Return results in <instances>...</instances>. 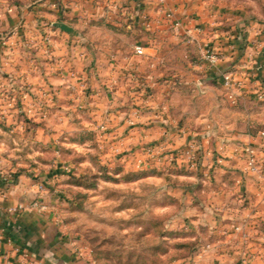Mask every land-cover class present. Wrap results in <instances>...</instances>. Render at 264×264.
I'll return each instance as SVG.
<instances>
[{"label": "crops", "instance_id": "crops-1", "mask_svg": "<svg viewBox=\"0 0 264 264\" xmlns=\"http://www.w3.org/2000/svg\"><path fill=\"white\" fill-rule=\"evenodd\" d=\"M166 11L180 23L169 21ZM187 28L197 40L216 46V67L196 58L198 41L187 39ZM136 44L143 53L135 52ZM229 70L240 76L243 88L228 104L245 122L223 128L205 123L187 131L181 116L176 120L182 86L215 88L220 99L229 100L221 85V73ZM140 80L151 99L141 104L136 124L128 126L124 117L140 101ZM26 84L34 89L26 91ZM50 85L55 91L42 95L40 88ZM9 86L14 102L35 104L29 114L36 121L61 115L59 125L64 126L73 115L70 108H76L77 127L97 133L100 156L109 163L137 168L134 159L144 144L167 140L178 149L190 140L189 133L200 135L198 166L173 173L180 179L178 218L194 231L192 254L168 264H264V198L259 192L264 142L258 136L264 125L252 126L264 123L258 120L264 99L256 94L264 90V0H0V89ZM6 94L0 93V102ZM20 109L4 114L16 117ZM101 123L107 126L104 135H98ZM35 131L53 133V127L41 125ZM120 142L125 151L113 149ZM247 142L261 148V172L244 171L236 158L218 165L207 155L213 149L231 154L235 144ZM3 164L0 206L23 202L24 207L18 213L0 208V230L11 237L4 244L9 259L0 255V264H18L15 246L30 252L24 264H92L80 252L69 251L56 230L52 203L57 194L37 190L40 181L54 184L63 168H51L37 181L29 173L6 177ZM36 197L44 209L31 205Z\"/></svg>", "mask_w": 264, "mask_h": 264}, {"label": "rangeland", "instance_id": "rangeland-1", "mask_svg": "<svg viewBox=\"0 0 264 264\" xmlns=\"http://www.w3.org/2000/svg\"><path fill=\"white\" fill-rule=\"evenodd\" d=\"M191 55L193 58L194 53ZM23 87L28 92L34 89L29 84ZM49 87L40 88L42 95L46 90L55 91L52 85ZM6 88L0 89L11 100L0 102V162H4L5 174L9 177L29 173L40 181L38 177L51 168L71 166L69 171L61 169L59 179L51 186L44 181L37 183L38 192L53 190L58 196L52 203L56 230L69 244L65 246L69 251L80 252L79 256H87L92 264H168L192 254L194 231L178 218L182 204L178 196L180 179L173 173H185L196 166H189L183 159L164 167L142 169L109 163L100 156L92 134L77 127L80 117L76 108H70L73 115L64 126L59 125L64 119L61 115L36 121L29 114L35 104L14 102L10 96L13 87ZM181 90L175 100L176 120L181 116V124L187 131L205 123L223 128L224 124L245 122L239 110L228 104L230 100L220 99L222 93L215 88L196 91L189 84ZM37 103L46 106V101ZM13 107L21 109L16 117L10 118L4 113ZM259 110L262 112L257 114L258 120H264V109ZM260 122L254 121L252 126H263ZM41 125L52 126L53 133L40 135L35 129ZM196 136L200 135H188L199 145L197 153L201 157L203 149ZM210 151L217 154L222 150ZM213 153L210 156L214 159ZM174 164L177 167H171ZM210 172L211 169L207 173Z\"/></svg>", "mask_w": 264, "mask_h": 264}, {"label": "built area", "instance_id": "built-area-1", "mask_svg": "<svg viewBox=\"0 0 264 264\" xmlns=\"http://www.w3.org/2000/svg\"><path fill=\"white\" fill-rule=\"evenodd\" d=\"M163 2L164 0H159ZM166 18L171 21L173 24L178 25L179 20L174 17L171 11L165 12ZM187 39L192 42L198 41L197 45V59L205 62L206 65L210 68L216 67L220 53L217 51L215 45L211 44L209 41L204 39L197 40L196 36L191 33V29H186ZM134 50L136 53H143V46L140 44H136L134 46ZM221 81L226 90V95L231 102H234L237 98V95L242 92V79L235 72L223 71L221 73ZM137 94L139 95L140 101L139 103L131 106L128 113L125 115L124 120L128 126L136 124L138 118L141 114V104L148 102L151 99V92L147 88L146 83L143 80H140L137 85ZM258 99H264V90L256 91ZM6 101L11 102L9 97L6 98ZM140 104V105H139ZM5 110L4 108L2 109ZM107 126L104 123L99 125L98 135L106 134ZM258 136L261 139V142H264V129H261L258 132ZM122 142L116 144L113 149L118 152H122L125 149H121ZM199 145L196 143L194 139L188 140L183 148L173 149L167 140H155L148 142L143 145L142 151L140 154L135 156V164L137 168L142 169L144 167H164L165 165L172 164L177 159H183L185 162L189 164V166H198L202 156L198 155ZM261 148L252 144V143H242L235 144L231 149V154L220 151L213 153L212 151L208 152L207 155L215 154L214 161L216 164H223L228 162L232 158H236L242 161V168L247 172H261L263 170V160L261 158ZM71 166L69 164H63V169L69 171ZM8 177V175H6ZM259 192L261 197L264 198V176L261 179ZM31 205L38 208L44 209L46 204L41 201L38 197L34 198L31 201ZM24 207L23 202H18L14 205H6L2 208L6 212L18 213ZM11 237L5 234L0 230V255L5 260L9 259V252L4 247L5 243H10ZM15 252L17 254L18 264H24L30 261V252L21 246L14 247ZM188 264V262L186 263Z\"/></svg>", "mask_w": 264, "mask_h": 264}, {"label": "trees", "instance_id": "trees-1", "mask_svg": "<svg viewBox=\"0 0 264 264\" xmlns=\"http://www.w3.org/2000/svg\"><path fill=\"white\" fill-rule=\"evenodd\" d=\"M91 134H92V136L95 138V140H96V146L98 147V144H97V134H96V132L95 131H93V130H91V129H87ZM144 171H146V170H144Z\"/></svg>", "mask_w": 264, "mask_h": 264}]
</instances>
